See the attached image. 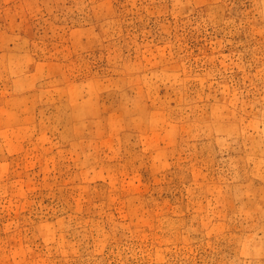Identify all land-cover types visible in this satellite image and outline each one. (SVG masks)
<instances>
[{
	"label": "rangeland",
	"instance_id": "374dc122",
	"mask_svg": "<svg viewBox=\"0 0 264 264\" xmlns=\"http://www.w3.org/2000/svg\"><path fill=\"white\" fill-rule=\"evenodd\" d=\"M0 264H264V0H0Z\"/></svg>",
	"mask_w": 264,
	"mask_h": 264
}]
</instances>
